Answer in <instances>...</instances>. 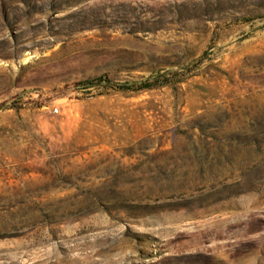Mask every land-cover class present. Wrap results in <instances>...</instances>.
I'll return each instance as SVG.
<instances>
[{
  "label": "rangeland",
  "instance_id": "obj_1",
  "mask_svg": "<svg viewBox=\"0 0 264 264\" xmlns=\"http://www.w3.org/2000/svg\"><path fill=\"white\" fill-rule=\"evenodd\" d=\"M0 264H264V0H0Z\"/></svg>",
  "mask_w": 264,
  "mask_h": 264
},
{
  "label": "built area",
  "instance_id": "obj_2",
  "mask_svg": "<svg viewBox=\"0 0 264 264\" xmlns=\"http://www.w3.org/2000/svg\"><path fill=\"white\" fill-rule=\"evenodd\" d=\"M59 110L58 109H56V112H58Z\"/></svg>",
  "mask_w": 264,
  "mask_h": 264
},
{
  "label": "bare ground",
  "instance_id": "obj_3",
  "mask_svg": "<svg viewBox=\"0 0 264 264\" xmlns=\"http://www.w3.org/2000/svg\"><path fill=\"white\" fill-rule=\"evenodd\" d=\"M216 256L218 255V254H215Z\"/></svg>",
  "mask_w": 264,
  "mask_h": 264
}]
</instances>
